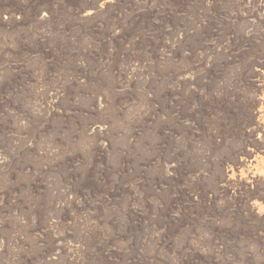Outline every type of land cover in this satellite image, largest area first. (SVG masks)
Instances as JSON below:
<instances>
[{"label": "rangeland", "instance_id": "374dc122", "mask_svg": "<svg viewBox=\"0 0 264 264\" xmlns=\"http://www.w3.org/2000/svg\"><path fill=\"white\" fill-rule=\"evenodd\" d=\"M258 73L247 0H0V264L240 258L255 223L222 173Z\"/></svg>", "mask_w": 264, "mask_h": 264}, {"label": "bare ground", "instance_id": "6f19581e", "mask_svg": "<svg viewBox=\"0 0 264 264\" xmlns=\"http://www.w3.org/2000/svg\"><path fill=\"white\" fill-rule=\"evenodd\" d=\"M247 1L248 3L254 5L256 11H261L264 13V0H247ZM257 76H258L257 80H259L260 82L258 84L256 82V84L254 83L255 85L253 84L248 87L251 89V93L247 96L246 106L249 107L250 113L247 116H245V118L243 117V124L247 127V132L246 134L242 133L241 145L244 146L246 142H249L248 148L246 150L238 149V151H235L232 156L233 161L230 160L231 157L227 158L226 159L228 160L227 162L232 161L233 166L225 168V170L222 173V179L224 181L228 182L230 179L236 180V184L238 186L239 195H240V197L239 195H237V197L240 198L239 200L240 208L243 210V215L240 217L241 220L242 221L248 220V221H252L253 224L255 223L254 233L251 237H249L248 240L251 242L252 248L244 251L239 258L237 256L228 254L229 249L227 248L225 243L219 242L221 245H216L215 243L214 246L215 249L213 248L214 250L212 251L211 255L208 256V260L210 262L220 261L221 264H264V76L261 73H258ZM238 85L236 87H231L230 85H224L222 90L223 94L229 98V96L230 97L232 95L235 96V93L233 92L232 88L234 89L237 88L238 90H243V91H245L247 88L246 85L243 86L240 85L238 86ZM58 93L60 92L56 91L54 93L53 98H57ZM4 162L5 159L4 160L2 159L0 163L4 164ZM175 165L174 164L169 165L168 169L170 171H174ZM228 205H229V200L225 199L222 205L223 208L227 207ZM236 218L237 219L235 221L236 224L235 226L236 228L237 227L240 228L241 226L240 218L239 217ZM51 223H52L51 225L56 228L59 225H61L62 222L60 221L59 218L51 221ZM242 223H243L242 226L246 228L247 226L246 221ZM79 230L80 229H78V231ZM81 231L75 239L73 238V242L76 244L79 242L83 244L88 243V242L86 243L83 242V235L85 234ZM87 232L88 231L86 229V233ZM53 233H54L53 235L54 238L53 237L52 238L56 247L55 250L51 253L52 257L50 260L56 261L59 258H61V255L63 253V249L66 241V234L65 233L63 235L58 234L57 231H53ZM242 235L244 236V234ZM67 249H68L67 251L70 250V248ZM70 253L73 255V251H70ZM73 260L77 261L75 258ZM178 260L179 262L177 264L181 263L182 259L180 257L178 258Z\"/></svg>", "mask_w": 264, "mask_h": 264}]
</instances>
